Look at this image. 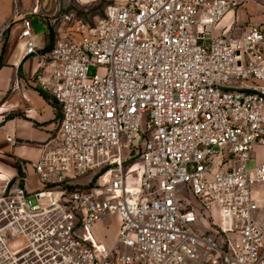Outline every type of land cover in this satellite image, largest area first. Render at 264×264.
<instances>
[{
	"label": "built area",
	"instance_id": "1",
	"mask_svg": "<svg viewBox=\"0 0 264 264\" xmlns=\"http://www.w3.org/2000/svg\"><path fill=\"white\" fill-rule=\"evenodd\" d=\"M239 5L112 0L94 24L63 16L40 61L59 133L31 165L41 187L0 180V264H264V162L248 168L264 147V24L219 29ZM108 217L110 246L96 234Z\"/></svg>",
	"mask_w": 264,
	"mask_h": 264
},
{
	"label": "crops",
	"instance_id": "2",
	"mask_svg": "<svg viewBox=\"0 0 264 264\" xmlns=\"http://www.w3.org/2000/svg\"><path fill=\"white\" fill-rule=\"evenodd\" d=\"M91 1L95 0H36L34 11L27 19L37 16L46 26V29L42 27L33 32L37 55L25 56L26 41L20 36L26 17L16 19L11 27L1 32L4 38L0 51L1 180L26 176L28 191L41 187L31 165L39 160L47 146L54 143L62 118L59 104L42 87V82L49 81L52 69H40L41 55L54 45L56 16L67 7H74L70 13L77 14ZM233 20L234 13H231L219 29L230 26ZM9 137L16 143L9 142Z\"/></svg>",
	"mask_w": 264,
	"mask_h": 264
},
{
	"label": "rangeland",
	"instance_id": "3",
	"mask_svg": "<svg viewBox=\"0 0 264 264\" xmlns=\"http://www.w3.org/2000/svg\"><path fill=\"white\" fill-rule=\"evenodd\" d=\"M112 0H95L91 1L89 5H85L81 10H78L77 16L84 19L90 24H94L98 18L104 15V10L107 4ZM120 1V0H117ZM240 2L238 9L234 12V20L232 23L233 32L236 34L243 33L250 25L264 24V0H237ZM36 0H0V51L2 50L4 38L1 35L3 30L11 27L16 19L21 17L29 18L34 11ZM71 10H75L74 7H67L62 10L60 14L56 16L55 28L61 24V20L64 15L69 14ZM33 25V32L40 31L42 27L46 26L44 22L37 16L30 18ZM97 67L91 66L89 68L88 75L94 76L96 74ZM132 157V151L128 148L124 149V158L130 160ZM264 162V147H256L253 151V159L248 165L249 169L254 168L257 164ZM97 179L96 175H87L81 180V184L86 185L84 188H91L93 182ZM82 185H80L81 187ZM83 188V187H82ZM253 193L260 200V212L258 223L260 224L264 232V184L257 185L253 189ZM119 227L118 217H108L98 223L96 234L98 238L108 246L112 245L117 236V230ZM206 233L211 230H203Z\"/></svg>",
	"mask_w": 264,
	"mask_h": 264
},
{
	"label": "trees",
	"instance_id": "4",
	"mask_svg": "<svg viewBox=\"0 0 264 264\" xmlns=\"http://www.w3.org/2000/svg\"><path fill=\"white\" fill-rule=\"evenodd\" d=\"M53 38V32L51 31V39ZM2 66V63L0 62V67Z\"/></svg>",
	"mask_w": 264,
	"mask_h": 264
},
{
	"label": "bare ground",
	"instance_id": "5",
	"mask_svg": "<svg viewBox=\"0 0 264 264\" xmlns=\"http://www.w3.org/2000/svg\"><path fill=\"white\" fill-rule=\"evenodd\" d=\"M231 13H234V12H230V13H228V14L226 15V17H227L229 14H231ZM226 17H225V18H226ZM225 18H224V19H225ZM0 178H1V177H0ZM0 180H1V179H0ZM256 196H257V193H256Z\"/></svg>",
	"mask_w": 264,
	"mask_h": 264
}]
</instances>
